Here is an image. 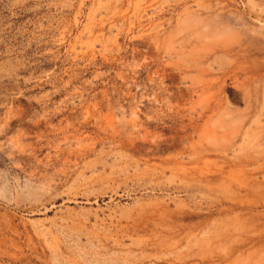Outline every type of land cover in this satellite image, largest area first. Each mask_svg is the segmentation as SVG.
Wrapping results in <instances>:
<instances>
[{"label": "rangeland", "instance_id": "1", "mask_svg": "<svg viewBox=\"0 0 264 264\" xmlns=\"http://www.w3.org/2000/svg\"><path fill=\"white\" fill-rule=\"evenodd\" d=\"M0 264H264V0H0Z\"/></svg>", "mask_w": 264, "mask_h": 264}]
</instances>
